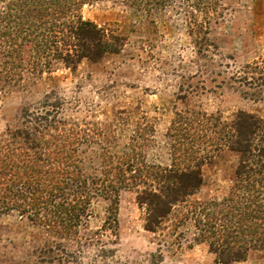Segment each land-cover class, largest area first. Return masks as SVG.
I'll list each match as a JSON object with an SVG mask.
<instances>
[{"label": "rangeland", "instance_id": "374dc122", "mask_svg": "<svg viewBox=\"0 0 264 264\" xmlns=\"http://www.w3.org/2000/svg\"><path fill=\"white\" fill-rule=\"evenodd\" d=\"M48 11L64 34L78 19L89 21L118 38V50L70 63L63 57L76 50L70 37L58 44L61 57L11 59L10 78L0 64V146L29 131L46 141L49 156L52 136L65 128L78 133L84 167L100 152L131 150L135 167H170L176 112H204L221 124L239 112L264 121V0H55ZM254 142L264 154V139ZM238 161L225 146L212 151L198 167L201 185L153 230L145 228L137 193L158 186L135 176L133 166L124 176L136 186L118 189L115 210L105 195L90 193L70 233L9 207L0 212V264H219L200 228L212 203L228 195ZM226 264H264V246Z\"/></svg>", "mask_w": 264, "mask_h": 264}, {"label": "trees", "instance_id": "16d2710c", "mask_svg": "<svg viewBox=\"0 0 264 264\" xmlns=\"http://www.w3.org/2000/svg\"><path fill=\"white\" fill-rule=\"evenodd\" d=\"M54 2L8 0L0 10V53L4 57L0 64L6 78L14 75L5 68L11 59L40 62L51 55L61 57L55 51L58 44L63 46L64 38L75 40V52L63 56L70 63L81 58L97 60L118 50V38L105 37L89 21L78 19L66 34L56 29L53 13L48 11ZM36 120L34 117L38 123ZM262 129L264 121L242 112L231 124H221L204 112H176L168 129L170 167H135L132 150L121 155L100 152L96 164L84 167L75 146L80 138L71 129L63 128L52 136L49 156L44 149L46 141L42 143L29 131H17L0 146V212L19 208L38 214V220L55 232L70 233L85 214L90 193L105 195L110 213L115 210L118 189L136 186L124 176L130 170L126 166H133L135 176L158 186L137 193V201L147 208L145 228L153 230L174 204L186 200L201 185L199 164L225 146L239 155L234 182L222 202L212 203L214 210L201 226L200 235L219 264L239 260L248 249L264 246V154L254 142L257 136L264 139ZM87 167L93 171L83 173Z\"/></svg>", "mask_w": 264, "mask_h": 264}]
</instances>
